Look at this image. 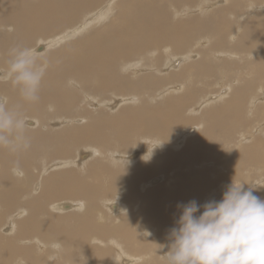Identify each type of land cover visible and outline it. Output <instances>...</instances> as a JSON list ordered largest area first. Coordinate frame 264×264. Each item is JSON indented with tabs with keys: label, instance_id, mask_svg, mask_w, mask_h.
<instances>
[{
	"label": "bare ground",
	"instance_id": "1",
	"mask_svg": "<svg viewBox=\"0 0 264 264\" xmlns=\"http://www.w3.org/2000/svg\"><path fill=\"white\" fill-rule=\"evenodd\" d=\"M116 2L121 5L118 14ZM246 2L244 12L232 0H40L33 5L26 0H0V43L5 47L0 44V264H144L155 253L145 246L150 243L165 257L162 264H200L195 262L199 247L225 262L238 258L241 243L232 247L221 234L240 238L243 231L254 232L252 221L258 211L251 214L242 202L246 192L251 198L264 197V176L246 182L239 161L232 160L235 166L229 167V173L226 168L208 166L206 160L200 163L194 145L200 136L202 145L209 148L214 134L230 132L229 126L234 125L230 119L248 106V123L240 122L253 125L256 136L249 134L255 143L245 157L253 166H264V111L259 112V106H264V60L259 59L264 54V2ZM81 9L83 20L76 16ZM167 10L174 17L169 19ZM178 12L185 16L179 18ZM225 13L235 24L225 22L229 18ZM197 14L201 31L205 23H220L218 29L201 37L202 32L185 21ZM152 32L162 38L158 44H152ZM35 34L40 36L37 45ZM131 54L142 58L147 69L140 60H126L133 58ZM243 60L248 65L244 72L240 67V72L238 63ZM217 63L220 70L214 68ZM218 72L222 76L216 90L214 82L207 81ZM256 76L261 85L251 94L246 92L250 95L246 105L244 88L259 83ZM104 84L127 94L114 92L110 101H101L89 89L98 91ZM201 84L205 95L199 94ZM212 86L214 90L208 92ZM200 96H206L200 111H207L197 117L199 108L189 110L190 118L185 119L184 106ZM155 101L165 102L167 110L156 112ZM44 104L48 105L43 109ZM132 104L135 107L128 108ZM120 118L126 122L117 126ZM99 130H104V137L97 138ZM89 135L93 137L88 139ZM131 135L142 148L124 153L120 143ZM68 136L75 137L76 144L85 140L87 146L102 148L87 147L74 156ZM233 155L228 156L230 161ZM163 170L167 177H151ZM186 176L189 180L182 183L200 191L207 215L219 227L205 219L197 223L204 226L202 230L190 225L205 208L193 209V196L175 199L184 187L179 188L176 181ZM247 178L252 179L251 174ZM212 191L218 193L211 196ZM238 192L242 199L236 197ZM174 200L180 210L175 211V220L165 224L169 233L163 236L158 234L163 226L158 220L166 217ZM183 216L185 220L176 221ZM259 224L263 228V220ZM263 239L257 234L243 242L248 244L243 258L244 254L246 260L248 254L255 256L247 264H258L257 258L264 264V249L257 254L254 250Z\"/></svg>",
	"mask_w": 264,
	"mask_h": 264
},
{
	"label": "rangeland",
	"instance_id": "2",
	"mask_svg": "<svg viewBox=\"0 0 264 264\" xmlns=\"http://www.w3.org/2000/svg\"><path fill=\"white\" fill-rule=\"evenodd\" d=\"M27 1V3L28 4H31V5H33L34 3H37L38 1H40V0H26ZM109 2L110 0H102V2ZM121 1V0H120ZM239 3H238V2ZM261 2L263 1L264 2V0H260ZM113 2V4H114V1H112ZM119 2V1H118ZM118 2H116V13L118 12V13H120V9L118 8V7H120L121 5L118 3ZM241 2V3H240ZM243 2V3H242ZM232 4L234 5H237V6H239V7H242V8H244L245 10H244V12L246 11V9H247V2H246V0H232ZM241 4V5H240ZM243 4H244V6H243ZM114 5V6H115ZM225 5V4H224ZM223 5V6H224ZM261 5H258L257 7L260 9V8H262V6L264 7V4H262V6L260 7ZM94 7H92V9H93ZM220 7H218L216 10H220V9H222L223 7H221L220 9H219ZM119 9V10H118ZM197 8H195V10H196ZM118 10V11H117ZM259 11H262V9L261 10H259ZM166 12H168L169 14H170V11L169 10H167ZM117 13V14H118ZM227 14V16H229L228 15V13H225L224 15H226ZM85 15V12L81 9L77 14H76V16H79L80 17V19H84V16ZM175 15H178V16H181V17H179V18H182L183 16H185V15H183L182 13H180V12H178V13H175ZM199 14H197V15H193V16H191L190 18H188V19H186L185 21H187L188 23H190V24H192V25H195V27L199 30V31H201L200 29H199V23L197 22V20H196V16H198ZM220 14L218 13V17H220L219 16ZM221 15H223V14H221ZM171 17H174V14H170L169 15V19H171ZM263 17H264V10H263ZM196 22V23H194V22ZM225 22H229V25L230 26H232L233 24H235V21H234V19H232L230 16H229V18L227 17V19L225 20ZM211 23H205V24H203V27H205L204 29H205V31H201L202 32V34L203 35H200L201 37H205V36H207V35H209V32L211 33V31H212V29H215V27L218 29V27H219V24L220 23H217V24H213V25H210ZM56 27H61V25L60 24H57L56 25ZM209 27H211V29L209 28ZM189 28V27H188ZM210 29V30H209ZM2 34H8L7 32H3ZM152 34H153V32H152ZM1 35V34H0ZM35 35H37V34H35ZM38 37H40V36H34V41H33V43H36V40H37V38ZM14 39H16V37H13ZM78 38H81V36H79ZM162 39V38H161ZM161 39H160V37L158 36V35H156V34H153L152 36H151V40H152V44H155V43H159L160 41H161ZM1 44V43H0ZM39 44V43H38ZM2 45V44H1ZM33 45H35V44H33ZM36 45H37V43H36ZM35 45V46H36ZM3 46V45H2ZM31 46V45H30ZM156 47H157V45H155ZM4 47V46H3ZM5 48V47H4ZM227 50V49H226ZM132 55V54H131ZM178 55H181V54H178ZM182 55H185V53H183ZM148 56L151 58L152 57V55H151V53L149 52L148 53ZM125 57V56H124ZM132 57L133 58H126V60L128 59V60H130V61H134L135 63H136V61H141L142 62V64H145L144 65V68H146L147 69V65H146V63L145 62H143L142 61V58H138V57H136V56H134V55H132ZM138 59V60H137ZM260 60H264V54H263V56L262 57H260L259 58ZM234 60H238V58L236 59V58H234ZM245 63H243V62H241V63H238V65H244V66H239L238 68H239V70L241 69L240 67H242V69H243V72L246 70L245 69V67H247V65H248V63H246V61L245 60H243ZM45 62V59H43V63ZM254 63L256 64V61H254ZM45 66V65H44ZM214 68L215 69H218V70H220V65H219V63H217V64H214ZM149 71V70H148ZM154 71V70H153ZM152 71V74L155 76V72H153ZM240 72H241V70H240ZM113 73H114V71H113ZM215 74V73H214ZM218 74V75H217ZM220 74V75H219ZM216 75L217 76H214V77H211L207 82H208V84H209V82H211V81H213L214 82V86H215V83H217V82H220V77L222 76L221 75V72H218V73H216ZM220 76V77H219ZM224 76V75H223ZM94 77H96V76H94ZM259 78V76H256V78ZM256 79V82L258 81V80H260L261 81V79L259 78V79ZM262 78V77H261ZM186 79V78H185ZM90 80H93V79H91L90 78ZM180 81H184V79L183 80H179L178 82H180ZM260 81H258L259 83H256V85L254 84V85H252V86H250L249 85V87H245L244 88V90H245V94L244 95H242V98H247L248 99V102H245L244 104H246V105H249V100H250V95L249 94H251V92L250 91H253L254 90V88L255 87H258V84L259 85H261L260 84ZM182 84L183 85H185L184 84V82H182ZM210 85V84H209ZM212 86V87H210L209 89H208V92H210V91H213L214 90V88L216 87V90H218L220 87H217V86ZM263 86V85H262ZM261 86V87H262ZM169 87V86H168ZM222 87L223 88H227V86L225 85V84H223L222 85ZM250 87H251V90H249L250 89ZM198 88H201L202 90L201 91H199V94H203V95H205V92H202L203 91V86H202V84L201 85H199L198 86ZM240 89L242 88V87H239ZM244 90H240V92H243ZM89 91L90 92H93L92 94H93V96L94 97H97L99 100H101V101H110L112 98H113V94L112 93H118L119 95H126L127 93V91L126 90H120V89H118V90H116L115 88H113L112 86H106L105 84H104V86L103 87H101L100 88V90H98V91H94V90H92V89H89ZM247 91H249L250 93L249 94H246V92ZM260 91V90H259ZM202 92V93H201ZM233 92V91H232ZM98 93H99V95H98ZM217 93H219V91L217 92ZM258 94V93H257ZM256 94V95H257ZM207 95V94H206ZM246 95H247V97H246ZM259 95V94H258ZM263 95V94H262ZM261 95V96H262ZM260 96V95H259ZM112 97V98H111ZM121 98H128V99H135L134 97H131V96H124V97H122V96H120ZM206 96H200V99H199V101H193V102H189V105L187 106V108H186V106H184L185 107V109H183V111H181V113L183 112V114L185 115V119H188V118H190V116H188V115H190V111L191 110H196L197 108H199V107H201L202 106V104H201V99L202 98H205ZM161 102V103H160ZM193 103H195V104H193ZM49 104V103H48ZM48 104H44L42 107H43V109H44V106H47ZM135 104V103H134ZM257 104V103H256ZM156 105H159L158 107L156 106ZM164 105V106H163ZM185 105V104H184ZM258 105V104H257ZM143 106V105H142ZM155 106V107H154ZM190 106V107H189ZM80 107V105L78 106L77 105V108H79ZM135 106L132 104V105H130V107H128V108H134ZM183 107V108H184ZM189 107V108H188ZM260 107V110H259V112L260 111H264L263 109H264V106H259ZM74 109L76 108V105L73 107ZM167 107H166V105H165V102H163L162 103V101H155V102H153V109L156 111H158V112H160V111H165V110H167L166 109ZM191 108V109H190ZM216 108H218V107H216ZM108 109V108H107ZM188 109V110H187ZM247 109H248V106H244V107H242L241 108V112H243V113H241L240 112V114H239V116H233L234 117V119H230V122H231V124H232V122H233V127L230 125L229 126V131L230 132H227L228 131V129H225L224 131L222 130V131H220V133L218 132V133H216V135L214 134V139L209 143L211 146L209 147V148H206L205 147V145H202V138L199 136L197 139H196V141H197V143H200V144H197V145H199V146H197L196 144L194 145V152H198V161H201L200 163H202L204 160H206V163L208 164V166L210 165V164H213L214 166H216V167H221V169H223L224 170V168H226V171L228 172L229 171V167H233V166H235V165H233V161L232 160H234L235 162H237V161H239V164H244V166H242L241 165V169H243L242 170V175L244 176V177H246V178H244V180L246 181V182H248V181H255V180H257L260 176H264V166H253V165H251L250 164V162H247V158L245 157V156H247V152H250V150L249 149H251L252 148V146H253V142L255 143V140H254V137L252 136V138L250 139V136H249V134H254V136H256V134H255V130H254V128H253V125L252 126H245L248 122H247ZM259 109V108H258ZM109 110V109H108ZM185 110V111H184ZM190 110V111H189ZM75 111H76V109H75ZM156 111V112H157ZM188 111H189V113H188ZM197 111V114L195 115V116H197V117H201L202 116V114L203 113H205V111H207V110H202V111H200V108L199 109H197L196 110ZM198 111H199V113H198ZM204 111V112H203ZM244 112H245V114H244ZM77 114V113H76ZM243 114V115H242ZM78 115V114H77ZM116 115V114H115ZM242 115V116H241ZM246 116V119H245V116ZM251 114H249V116H250ZM188 118H187V117ZM180 117H184V116H180ZM192 117V116H191ZM236 117V118H235ZM238 117V118H237ZM240 117H242V119H240ZM87 119V118H86ZM112 120H114V119H112ZM120 120H122V121H120ZM124 120H126V118H120L119 120H118V122L120 121L121 123L120 124H117V126H120L121 124H123L124 122H126V121H124ZM238 120V123H241V122H245L244 124L243 123H241V124H243V126H239L238 125V123L236 122ZM243 120V121H242ZM116 121V120H115ZM241 121V122H240ZM49 122V121H48ZM235 123H236V125H235ZM190 125L192 126V123H190ZM199 125H201V122H200V124ZM199 125H194V126H199ZM207 125V122H206V124L204 125V127ZM262 125H264V121L262 122ZM236 126H239V127H236ZM200 127V126H199ZM203 127V128H204ZM207 127V126H206ZM205 127V128H206ZM232 127V128H231ZM235 127H236V129H235ZM80 130H81V128H79ZM204 130V129H203ZM104 130H99L98 131V133H97V138H102V137H104V135H102V132H103ZM107 131V130H106ZM223 132V133H222ZM224 132H227V139H225L224 137H226V135H225V133ZM232 132V133H231ZM230 133L232 134V136H230ZM236 133V134H235ZM82 134V133H81ZM153 134H155V135H157L158 133L157 132H155V133H151L150 135H152V136H154ZM223 134L225 135V136H223ZM234 134H235V136H237L236 138H235V136H234ZM149 135V136H150ZM132 136V135H131ZM131 136H129V137H131ZM218 136H222L221 138H224V140L223 139H220V137H218ZM234 136V137H233ZM93 137V135H89L88 136V139H91ZM216 137H218V138H216ZM234 138V139H231V138ZM73 138H75V137H72V136H68V139L72 142V148L71 149H69L71 152H72V155H74V153L76 152V151H78V150H82V151H85V150H87V147H96L97 149H101L102 148V146L100 145V144H93L92 146H87V142L84 140L82 143H78V144H76L75 143V140L73 139ZM162 138L164 139V135L162 136ZM200 139V140H199ZM215 140H216V142H215ZM217 140H219V141H217ZM221 140H223V141H221ZM226 140H227V142H226ZM229 140H231V141H229ZM195 141V142H196ZM215 142V143H214ZM218 142H220V143H218ZM221 142H222V144H221ZM226 142V143H225ZM70 143V142H69ZM139 142H138V140H137V138H136V136L135 137H131V138H129V139H127L126 140V143H120L121 144V148L123 149V151H124V153H130V152H132V150L135 148V147H137V149H140V148H142V147H140L139 146V144H138ZM76 144V145H75ZM147 144H148V146H152V141L151 140H148V142H147ZM150 144V145H149ZM216 146H215V145ZM221 144V145H220ZM122 145H126V147H123ZM129 145V146H128ZM141 145V144H140ZM213 145V146H212ZM128 146V147H127ZM228 146V147H227ZM232 146V147H231ZM250 146V147H249ZM229 147H231V149L229 148ZM200 148H202L203 150L201 151V150H199ZM210 148H213V149H211V151L212 152H210ZM215 148V149H214ZM217 148H219V150H221V151H219ZM225 148V149H224ZM244 148V149H243ZM247 148V149H246ZM217 149V150H216ZM223 149V150H222ZM240 149H242V151L243 152H241V154H239V156L238 155H236V152L238 151V150H240ZM245 149H246V152H245ZM233 155H236V157L233 155V159H231V161H230V158H232V156H231V154L228 152V151ZM248 150V151H247ZM214 151L216 152V153H214ZM179 152V151H178ZM181 152V151H180ZM223 152H225V153H223ZM128 153V154H129ZM206 153V154H205ZM212 153V154H211ZM222 153V154H221ZM227 153H229V154H227ZM208 154V155H207ZM217 154V155H216ZM225 154H227V158L229 159V161L231 162H227V161H225V158H224V156H226ZM201 155H204V156H201ZM206 155V156H205ZM222 155V156H221ZM241 155H243L242 157H240ZM74 156H76V155H74ZM228 156H230V158L228 157ZM207 158V159H206ZM209 158V159H208ZM238 159V160H237ZM241 159V160H240ZM246 159V160H245ZM242 161H244L243 163H242ZM234 162V163H235ZM241 162V163H240ZM254 162L256 163V164H258L259 165V161H255V159H254ZM204 163H205V161H204ZM240 166V165H239ZM249 169H252L251 171H250V173L249 174H251V177H252V179H248L247 177L249 176V174L247 175L246 173H248V172H246V171H248ZM244 172V173H243ZM158 173L159 174H156V175H153V176H151L152 178H155V177H160V176H163V175H165V177H167V175H166V170H163L162 172H159L158 171ZM165 173V174H164ZM229 173V172H228ZM84 175V174H83ZM247 175V176H246ZM240 177H238V178H236V179H239ZM183 180L185 181V180H189V177H185V178H183V177H180L179 178V181H176V183L177 184H179L178 185V187L180 188V186H182V184L184 185V187H187V188H185L184 190H183V186H182V188H180V190H179V193H178V195H175V199H177V198H184V197H186V196H193L194 197V201H193V203L191 204V206H192V208H193V206H194V208L193 209H195V210H197V209H202V208H205V210H203L202 209V211H203V213H201V215L198 213V215H197V219H196V223H194V224H190V225H192V226H195L196 228H200L199 230H202L203 228L202 227H204L203 225H199V224H197V223H199L201 220H203V219H205V220H208V221H210V222H215L216 223V221H214V218H211V217H209L210 215H207V214H209V212H208V210H207V208L202 204V200L200 199L201 197H200V191L199 192H197V189H196V187L194 186V185H192V187L190 186V185H188L187 183H182L183 182ZM179 182V183H178ZM253 182H251L248 186H246L248 189H251L250 188V186H251V184L253 183ZM238 185V184H237ZM148 186H151L150 184H148ZM152 186H155V185H152ZM216 187V189H217V185L216 186H214L213 188H211L212 190L214 189ZM178 188V189H179ZM193 188V189H192ZM256 188V187H255ZM262 188V187H261ZM215 189V190H216ZM181 190H182V192H184V194L181 192ZM186 191V192H185ZM187 193V194H186ZM214 193H218V191L217 192H213L212 191V193H210L209 195H213ZM240 192H238V194H237V198H240V199H242V197H240V194H239ZM248 192H246L245 193V196H247L246 197V199L242 202V203H245L246 205H244V206H242V207H249V212L252 214L253 212L255 213V212H257L258 211V217H256L255 218V220L254 221H252L253 223H254V232H242V234L240 235V238H229V237H227V235L226 236H223L222 234H221V236H222V240H223V238L225 239V240H223V241H225L226 243H228V244H231L232 245V247H234V245L236 244V245H240V244H238V243H241V245L239 246V247H237L238 248V252H241V254L239 253V255H238V258H237V256H234V257H232L231 259H227V261L225 262L224 261V259L222 258V260H220L221 259V257H218L215 253H213V252H211L212 254L210 255L209 254V250L206 248V247H199L198 248V250L200 249V251L202 250H204L205 248V251L204 252H200V254H202V255H200L199 254V252H198V250H197V253L195 254V256H196V258H195V262H197V261H199L200 262V264L201 263H204V264H211V263H213V264H216L217 263V261L219 262V263H221V261H222V263L221 264H247L249 261L248 260H252L255 256H253V258L251 257L252 256V254H248V258H250V259H248V260H246L247 258V256H246V254H244V258H243V256H242V252H243V250H245L246 251V249L244 248L245 247V245L246 244H244L243 242H246L247 240H251L254 236H256L257 234H258V237H260V236H264V226H263V228H261L262 227V225L263 224H259V223H261L262 222V220H263V222H264V219H261L263 216H264V197H262L261 199H260V197H255V196H253L252 198H251V196L249 195V197H248V194H247ZM191 194V195H190ZM197 194H199V196H197ZM215 195V194H214ZM214 197L215 196H213V198L211 197V200H208V202L210 203V201L211 202H213L214 201ZM235 197V198H236ZM73 198V197H72ZM251 198V199H250ZM257 198H259V199H257ZM61 199H64V198H61L60 197V199L59 200H61ZM74 199V198H73ZM134 199V198H133ZM255 199V200H254ZM201 200V201H200ZM259 200H260V202H259ZM125 201H127V200H125ZM257 202V203H256ZM259 202V203H258ZM130 203H132V201L130 200ZM201 203V204H200ZM251 203V204H250ZM256 203V204H255ZM251 205V207H250V205ZM171 205V206H170ZM170 207H169V211L168 210H166V212H167V214H166V217L165 218H163V219H159L158 221H160L161 223H163V226H161L160 227V230L158 231V234H163V236H166V233L168 234L169 233V229H167V230H165V228H167V225H165L166 223H168V222H171V221H173V220H175L176 218H175V216H174V213H175V211L176 210H180V206H178L177 204H176V202H175V200L173 201V203L171 202L170 203ZM196 205V206H195ZM256 207V208H255ZM102 208V207H101ZM103 209V208H102ZM199 209V210H200ZM103 211V210H102ZM58 212V211H57ZM58 213H62V211L60 212H58ZM205 213H206V215H205ZM13 214V211H11V212H9V213H7V215L6 216H8V217H10L11 215ZM204 214V215H203ZM204 216V217H203ZM205 216H207V217H205ZM260 220H259V219ZM166 219V220H165ZM182 220H185V216H183V217H181V219H177L176 221H178V222H181ZM6 221H7V219H4L3 220V222L4 223H6ZM109 221H111V220H109ZM187 221H189V222H193V221H190V220H186V221H184V223L185 222H187ZM112 222V221H111ZM1 223V222H0ZM212 223V224H213ZM214 223V224H215ZM252 223V224H253ZM3 225V223H1L0 224V227ZM257 225H259V226H257ZM216 226L217 227H219L218 226V224L216 223ZM168 228H171V227H168ZM163 229L165 230V231H163ZM167 231V232H166ZM163 232V233H162ZM166 232V233H165ZM206 232H207V230H206ZM206 232H204V234H205V237H207L208 236V232L206 233ZM256 232V233H255ZM259 232V233H258ZM165 233V234H164ZM244 233H245V235H244ZM253 235V237H252V235ZM263 234V235H262ZM241 236H243L244 237V239H242L243 237H241ZM32 237V236H31ZM30 237V238H31ZM147 239H149L148 238V236H145ZM172 237H176V236H172ZM234 239L236 240V241H234ZM237 239H240V241L238 240L237 241ZM230 241V242H229ZM232 241V242H231ZM244 244V246H243V244ZM264 239L260 242V244L259 245H256V246H254V250H255V248H256V254L260 251L261 252V250H263L264 248ZM206 244V243H205ZM204 244V245H205ZM207 245V244H206ZM235 245V246H236ZM248 245V244H247ZM247 245H246V248H247ZM254 245V244H253ZM123 246H124V248H129L127 245H125V244H123ZM144 246V245H143ZM145 246H147L148 248H150L149 250H152L153 249V251L155 252L152 256H151V258H150V260H152V262H153V264H162L163 262H164V260H165V257H163L162 255H159V252H158V249H157V247L156 246H153L151 243L150 244H146ZM257 246H260L259 247V250H258V248H257ZM221 247H222V244H221ZM241 247V248H240ZM250 246H248V248H249ZM204 248V249H203ZM241 250H240V249ZM251 248V247H250ZM130 249V248H129ZM207 250V251H206ZM245 251H244V253H245ZM264 251V250H263ZM259 252V253H260ZM156 253H158V254H156ZM205 253H207L206 255H205ZM161 254V253H160ZM198 255H200V259H198L197 258V256ZM204 255V256H203ZM241 255V256H240ZM158 257V258H156V257ZM219 259H218V258ZM242 257V258H241ZM164 260H163V259ZM172 258H174L173 257V255H172ZM208 258V259H207ZM211 258H212V260H211ZM240 258V259H239ZM154 259H156V261H153ZM207 259V260H206ZM216 259V260H215ZM218 259V260H217ZM235 259V260H234ZM238 259V260H237ZM257 259H259V262H258V264L260 263V264H262V262L263 261H261V258H257ZM150 260H148V262H144V264H152L151 263V261ZM161 260V261H160ZM169 260H171V256H170V259ZM205 260H206V262H205ZM213 260H215V261H213ZM240 260V261H239ZM263 260V259H262ZM159 261V262H158ZM166 261V260H165ZM209 261V262H208ZM245 261V262H244ZM246 261H248V262H246ZM208 262V263H207ZM140 263H142V262H140ZM218 263V264H219Z\"/></svg>",
	"mask_w": 264,
	"mask_h": 264
}]
</instances>
